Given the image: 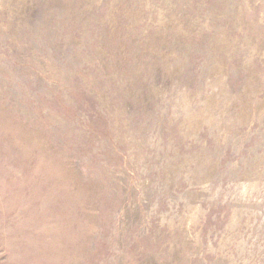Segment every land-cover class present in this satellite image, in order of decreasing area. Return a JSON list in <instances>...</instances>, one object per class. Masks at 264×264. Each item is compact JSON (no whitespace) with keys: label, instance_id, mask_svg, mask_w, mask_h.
<instances>
[{"label":"rangeland","instance_id":"rangeland-1","mask_svg":"<svg viewBox=\"0 0 264 264\" xmlns=\"http://www.w3.org/2000/svg\"><path fill=\"white\" fill-rule=\"evenodd\" d=\"M0 264H264V0H0Z\"/></svg>","mask_w":264,"mask_h":264}]
</instances>
